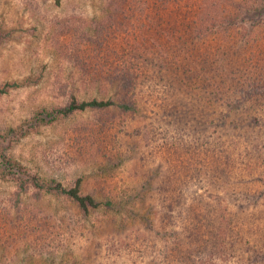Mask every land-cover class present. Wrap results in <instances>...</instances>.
<instances>
[{"label":"rangeland","instance_id":"obj_1","mask_svg":"<svg viewBox=\"0 0 264 264\" xmlns=\"http://www.w3.org/2000/svg\"><path fill=\"white\" fill-rule=\"evenodd\" d=\"M109 16L113 19L107 21ZM121 16V10L109 0H0V86L18 84L0 95V156L14 160L13 170L0 164V264L192 262L183 251L189 239L182 231V221L176 214V218L166 214L165 204L159 200L164 192L159 193L158 186L171 173L170 158L174 165L191 162L195 170L203 169V175L191 181L193 194L212 198L215 204L221 200L233 204L241 169L256 177V188H264V141H253L254 150L248 143L238 150L234 139L226 137L214 123L217 114L198 109L229 111L224 99L232 102L236 94L221 101L207 97L203 104L197 86L183 90V84L156 75L136 90V97H130L131 93L127 97L120 84L94 76L100 70L94 67L97 62L89 66L83 58L93 50L95 39L107 42L109 37L116 45H126V40L134 38L132 28L131 34L123 30L132 25ZM94 24L100 32L89 40V28ZM246 24L254 25L251 19ZM259 33H245L244 38L226 32L235 39L226 44L223 38H210L202 53H216L223 62L226 51L240 44L241 53H254L264 65V31ZM188 54L182 51L180 61ZM196 56L201 57L197 52ZM238 59L243 64L241 56ZM72 89L77 90L81 100L113 98L120 103L131 98L136 100L138 111L125 114L111 107L54 122L43 119L40 112L67 104L66 92ZM262 92V87L251 91L257 108L254 115L264 116ZM176 108H192L190 114L196 119L186 125L177 123L181 114H175ZM198 119V131L203 129L206 134L203 143L193 133ZM221 138L226 143L222 144ZM178 140L186 146L176 150L179 158L173 154L170 157L169 143ZM206 140L214 147L205 145ZM21 166V174L38 175L67 187L81 178L83 193L93 195L104 205L84 213L65 195L46 193L38 198L39 190L35 188L19 201L17 169ZM176 176L173 183L187 177L185 173ZM176 195L178 191L165 193V198L171 200ZM110 200L113 205L108 207L105 203ZM240 202L247 211L250 207L258 209L244 200ZM259 206L264 210L263 200ZM199 261L194 257L193 263L212 264L210 259Z\"/></svg>","mask_w":264,"mask_h":264},{"label":"trees","instance_id":"obj_2","mask_svg":"<svg viewBox=\"0 0 264 264\" xmlns=\"http://www.w3.org/2000/svg\"><path fill=\"white\" fill-rule=\"evenodd\" d=\"M109 3L121 10L123 21H130L129 25L132 27L124 26L123 30L130 33L129 29L132 28L134 38L126 40V45L122 43L116 45L113 43L114 38L109 37L107 42L102 41V43L95 39L100 29L98 30L95 24L91 25L89 32L92 38L89 40L95 39L94 48L84 55L83 61L85 63L89 61V66L91 62H97L94 67L100 70L95 72L94 76L106 78L110 84H120L121 90L127 97L129 93H131L130 97H136L138 94L136 90L156 79V75L162 76V80L183 84L181 87L183 90L189 86L191 91L197 86L202 92L199 94V100L203 104L207 97L214 96L221 101L224 97L236 94L238 97L232 102L227 103L224 99L223 103L227 104L229 111L219 110L221 108H215L211 112L205 111L204 108L198 107V109L212 115L217 114V121L211 123L214 122L223 129L226 137L234 139L233 143L238 150L245 143L254 150L253 141H264V116L253 114L257 112V108L251 94L252 90L264 88V65L254 58L252 51L251 56L241 53L240 44H233L234 47L229 49V52L226 51L227 57H224L223 62L216 53L215 55L202 53L205 43L211 40L210 38H223L226 44L235 39L231 34L226 35V32L243 35L246 38L245 33L253 36L259 31L260 33L264 31V0H242V2L241 0H109ZM242 3L247 5L244 6ZM248 6L251 8L247 9ZM112 19L109 16L107 21ZM250 19L254 25L249 27L246 23ZM182 51L190 54L185 60L180 61ZM196 52L201 57L196 56ZM239 56L243 59L241 65ZM191 57L195 60L192 61ZM182 76L186 78L182 79ZM17 86V83L1 85L0 95L7 94ZM66 94L67 104L40 112L43 119L54 122L78 113L111 107H118L125 114H134L138 111L136 100L131 98L119 103L113 98L94 97L81 100L77 90L74 89ZM262 94L264 95V92ZM191 110L192 108L177 111L176 108L175 114H181L177 123L185 122L186 125L190 119H196L191 116ZM198 121L199 119L193 133L198 136L197 140L203 143L206 134L203 129L201 132L198 131L200 129ZM203 124L206 125V122L203 121ZM221 141L222 144L226 143L223 138ZM182 143L183 140L169 143L170 157L172 154L176 158L180 157L176 150L186 146ZM205 145L214 147L210 140H206ZM172 160L173 158L168 159V169L171 173L167 174L158 186L159 193L164 192L159 200L162 205L165 204L166 214L174 218L176 214L182 221V231L189 239L188 247L182 249L192 261L187 264H192L194 257L201 263L210 259L212 264H264V210L259 206L262 200L264 203V188H256V177L252 173L245 174L241 169L240 185L234 192L233 204L225 200L215 204L212 198L206 199L198 193L193 194L191 181L202 176L203 169L195 170L191 162L183 164L179 162L174 165ZM0 161V164L5 163L11 170L14 169L13 159L0 156ZM22 170V166L17 169L20 179L17 192L19 201L30 188H35L39 190L38 198L46 193L65 195L75 201L84 213H90L104 205L93 195L83 193L81 178L72 187H67L61 182L46 181L38 175L21 174ZM192 170L194 174L191 173ZM182 173L187 177L179 183H173L174 176L177 177V174L182 175ZM188 175H192V178ZM182 183L184 185L181 187ZM177 191L179 196H172L171 200L165 198V193ZM241 200L256 205L258 209L250 207L247 211ZM105 205L111 207L113 201H107ZM178 207L180 211H177Z\"/></svg>","mask_w":264,"mask_h":264}]
</instances>
